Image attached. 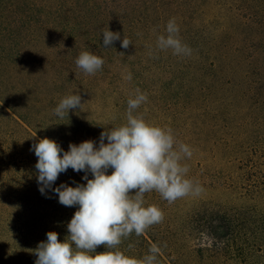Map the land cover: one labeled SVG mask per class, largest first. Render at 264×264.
Segmentation results:
<instances>
[{
    "label": "rangeland",
    "instance_id": "374dc122",
    "mask_svg": "<svg viewBox=\"0 0 264 264\" xmlns=\"http://www.w3.org/2000/svg\"><path fill=\"white\" fill-rule=\"evenodd\" d=\"M94 2L95 14L106 9L113 16L93 18L85 0H0V62L10 53L18 57L17 67L1 69V89L22 88L30 72L41 80L29 84L24 109L37 131L64 151L86 140L98 147L101 132L126 122L127 102L139 89L147 101L136 114L170 128L177 143L190 147L191 158L181 163L189 169L186 178L203 190L172 203L146 193L145 205L164 214L143 233L152 245L131 234L118 250L139 259L155 246V264H264V0ZM173 18L190 55L156 47ZM31 25L49 30L35 48ZM107 28L121 39L105 48ZM124 37L131 41L127 49ZM6 45L10 53L3 52ZM38 49L40 72L31 69ZM82 51L104 60L94 75L77 67ZM77 93L81 108L58 118L53 109ZM14 199L21 202L9 184L0 185V264H35L38 236L46 242L55 231L63 242L69 232L60 228L78 208L72 217H29Z\"/></svg>",
    "mask_w": 264,
    "mask_h": 264
},
{
    "label": "clouds",
    "instance_id": "9594fccd",
    "mask_svg": "<svg viewBox=\"0 0 264 264\" xmlns=\"http://www.w3.org/2000/svg\"><path fill=\"white\" fill-rule=\"evenodd\" d=\"M102 33L105 48L121 39L120 33L108 28ZM166 33L157 37L159 50L171 49L178 56L191 54L179 38L174 18L168 21ZM130 44L124 37L121 47L127 49ZM103 64L101 57L89 51H82L76 59L77 67L89 75H94ZM126 78L130 80L131 74ZM81 100L78 93L65 96L53 112L63 119L71 109L81 108ZM146 101L147 95L136 89V95L127 102L126 122L101 132L98 147L93 140H86L79 145L70 143L69 150L64 151L47 137L32 146L38 158L35 167L42 194L69 168L85 172L83 179L87 181L86 185L61 184L53 189L59 203L79 207L67 225L69 235L63 242L58 233L49 231L47 241L38 244L34 250L38 257L35 264H155L159 251L155 246L139 259L118 250L122 238L132 233L139 236L164 218L157 205H145V194L155 191L172 203L189 194L199 195L203 189L186 178L189 169L181 163L191 158L190 147L177 143L170 128L153 125L136 114V109ZM109 168L113 169L111 174ZM88 172L92 179H88ZM101 245L106 250L97 252Z\"/></svg>",
    "mask_w": 264,
    "mask_h": 264
},
{
    "label": "trees",
    "instance_id": "16d2710c",
    "mask_svg": "<svg viewBox=\"0 0 264 264\" xmlns=\"http://www.w3.org/2000/svg\"><path fill=\"white\" fill-rule=\"evenodd\" d=\"M94 1L96 0H85V2L88 3L87 9L89 11L92 10L91 14L93 15V18L105 22L106 14L110 17L113 16L110 11H106V9L103 16L97 13L95 14L96 4ZM28 32L31 36V47L35 48L36 44L42 40L43 35L48 33L49 30L41 26L38 27L31 25ZM69 35L71 34L69 33ZM63 36L65 39H68V33H66V31ZM11 46L12 45L8 47L6 45V48L3 47V52L10 53L12 49ZM40 52L41 50L38 49V61L31 68L33 70L37 68L38 72L43 69V63L41 62L43 57L39 55ZM16 56H19V53H16ZM6 57L5 60L3 59V61L0 62V72L1 69L4 70L5 67H8L9 65H15L17 67L16 60L18 57H15V54L10 53L9 59L8 55ZM18 77L21 78L20 76ZM29 78L28 83L27 78H25L24 81L26 82H24L22 88L7 91L0 87V185L3 186L9 184L10 187H12L15 196L21 197V202H18V199H14L15 204L19 207L26 205L29 217H72L73 211L79 206L61 207L58 194H56L53 189L61 184H67L71 187H76L80 184L86 185L87 181L77 172L69 168L66 172L59 175L51 188H45L44 194L40 192L39 189L42 185L38 183V170L35 167L38 158L35 155L34 150H32V146L46 136L37 131L38 127L33 125L29 115L24 109L26 100L23 97H25L29 91V84H31V82L34 83L36 79L31 72ZM8 79L10 81L12 80L11 77H8ZM36 81L38 83L41 80L36 79ZM22 82L23 81L21 80L18 81L17 85L20 83L23 84ZM13 85L15 84L13 83ZM62 210H65V214ZM60 229H65L66 231L68 227L65 225ZM30 230L35 234L32 228ZM59 236L60 234H58V238ZM137 237L140 238L143 243L148 244L151 247L152 244L144 234ZM37 240L39 242L45 241V237H41V235L38 236L35 245L38 244Z\"/></svg>",
    "mask_w": 264,
    "mask_h": 264
}]
</instances>
